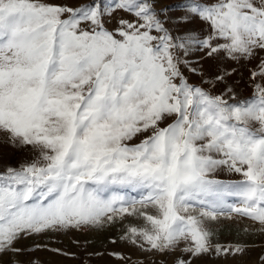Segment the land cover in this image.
<instances>
[{"label":"snow or ice","instance_id":"snow-or-ice-1","mask_svg":"<svg viewBox=\"0 0 264 264\" xmlns=\"http://www.w3.org/2000/svg\"><path fill=\"white\" fill-rule=\"evenodd\" d=\"M193 51L255 61L251 95L235 69L191 82ZM0 138L30 154L0 157V264L117 225L147 264L242 259L216 226L264 234V0H0Z\"/></svg>","mask_w":264,"mask_h":264},{"label":"rangeland","instance_id":"rangeland-1","mask_svg":"<svg viewBox=\"0 0 264 264\" xmlns=\"http://www.w3.org/2000/svg\"><path fill=\"white\" fill-rule=\"evenodd\" d=\"M52 3H63L65 0H50ZM166 3H173L175 0H165ZM119 19V17H117ZM116 24V20L110 21V26ZM203 57V58H202ZM193 66L201 68L200 74H194L185 69V75L193 83L200 84L203 80H211L217 71H232V78L228 81L235 85L238 96L248 97L252 93V85L249 80L250 73L255 69V61L235 63L232 61H217L204 57L202 52L193 51L190 57ZM220 85L216 92L222 88ZM138 142V141H137ZM29 153L20 152L10 148L0 138V157L5 162L19 164L28 159ZM217 178L225 181H239L240 174L220 171ZM130 224H138V221L129 218ZM251 222L242 220L239 223L221 218L216 226L218 242L222 244H247L249 254L240 260L221 259L211 260L209 264H255L258 256L264 254V234L254 231ZM249 231L245 232L244 229ZM122 229L119 225L100 230L69 231L67 233H48L23 242L26 249H34L35 244H47L49 249H60L69 255H59L47 249H34L31 255L21 257L23 260H35L37 264H125V261L118 259L114 253L124 257H130L129 264H147L144 261V254L139 249L121 240Z\"/></svg>","mask_w":264,"mask_h":264}]
</instances>
